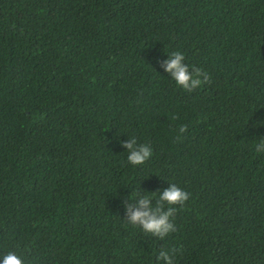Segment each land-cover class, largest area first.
Segmentation results:
<instances>
[{
    "label": "trees",
    "instance_id": "1",
    "mask_svg": "<svg viewBox=\"0 0 264 264\" xmlns=\"http://www.w3.org/2000/svg\"><path fill=\"white\" fill-rule=\"evenodd\" d=\"M173 49L209 82L174 85ZM257 120L264 0H0V251L156 264L164 247L173 264H264ZM129 135L153 149L141 165L126 160ZM170 182L190 193L175 232L127 223L133 188Z\"/></svg>",
    "mask_w": 264,
    "mask_h": 264
},
{
    "label": "clouds",
    "instance_id": "2",
    "mask_svg": "<svg viewBox=\"0 0 264 264\" xmlns=\"http://www.w3.org/2000/svg\"><path fill=\"white\" fill-rule=\"evenodd\" d=\"M167 55L162 62V67L168 73L174 85L181 89L192 92L194 89H200L209 82V74L202 67L196 64L186 63L185 54L179 49L171 51L164 50ZM264 122L257 120L256 123ZM186 130V125L181 124L177 129V138ZM126 160L130 165H141L148 160L153 149L148 143L138 142L135 135H129V139L121 141ZM254 150L264 152V138H258L253 141ZM137 187H139L137 183ZM143 191V190H141ZM130 197H137L134 205H128L127 223L139 227L144 233L164 240L168 234L176 231L174 223V213L177 207H183L185 201L189 199L190 193L179 187L176 183L170 182L162 191L144 192L139 195L136 188L129 193ZM155 198V203L151 202ZM170 248L161 247L156 253V264H173L174 256ZM0 264H26L23 256L14 250L0 251Z\"/></svg>",
    "mask_w": 264,
    "mask_h": 264
}]
</instances>
